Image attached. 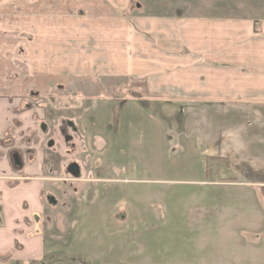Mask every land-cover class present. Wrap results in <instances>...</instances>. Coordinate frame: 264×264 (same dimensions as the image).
Masks as SVG:
<instances>
[{
    "label": "crops",
    "instance_id": "1",
    "mask_svg": "<svg viewBox=\"0 0 264 264\" xmlns=\"http://www.w3.org/2000/svg\"><path fill=\"white\" fill-rule=\"evenodd\" d=\"M69 10L84 11L89 19L82 21L93 20L99 27L93 36L101 40L116 41L115 25L125 26L123 52L118 50L125 70L118 73L147 77L145 88L156 94L141 98L131 92L123 102L145 100L158 109L175 105L179 122H205L202 148L194 136L188 138L195 157L217 164L218 178L199 173L187 180L159 181L186 184L197 200L216 198L219 210L192 217L204 221L189 229L190 242L181 237L186 229L178 227L160 235L158 243L143 246L142 262L211 264L216 255L219 264H264V0H0V32L20 22L34 27L37 20H52ZM127 10L134 26L119 16ZM0 39V264H79L80 252L67 240L76 220L40 211L39 193L49 179L39 132L44 114L29 101L38 93L28 86L29 98L24 97L26 80L20 83L19 70L2 63L15 60L17 37L0 34ZM115 53L113 49L107 56ZM10 73L17 78H8ZM78 214L82 219L90 213ZM187 216L178 214L174 222L181 224ZM213 227L218 251L210 242ZM132 253L130 259L136 258Z\"/></svg>",
    "mask_w": 264,
    "mask_h": 264
},
{
    "label": "rangeland",
    "instance_id": "2",
    "mask_svg": "<svg viewBox=\"0 0 264 264\" xmlns=\"http://www.w3.org/2000/svg\"><path fill=\"white\" fill-rule=\"evenodd\" d=\"M16 14L4 16V19ZM129 15L127 10L119 16L128 17L129 25L134 26ZM49 18L52 20H37L34 27L20 22L21 25L8 26L0 32L18 39L12 58L15 60L12 62L9 57L2 63L9 65L10 70H19L20 83L26 80L21 93L27 92L28 86L38 93L37 99L31 97L29 101L44 114L42 122L45 125L39 132L43 135L47 167L44 174L49 179L43 181L39 193L44 208L40 211L47 213L46 216L65 213L69 222L76 220L75 228L67 230V240L80 252L82 259L77 257L79 261L85 260L86 264H157L142 262L144 258L139 255L144 251L143 246L158 243L160 235L166 236L178 227L186 229L181 237L190 242L194 239L189 229L197 226L200 220L204 221L203 217H192L207 209L214 215L219 210L216 198L197 200L192 187L159 181L187 180L199 173L203 178H218L215 176L217 164L207 161L209 158L205 156L195 157L193 141L188 138L194 136L195 145L202 148L199 144H203L205 122L198 117L201 123L195 126L179 122V109L175 105L158 109L145 104V100L123 102L131 92L141 98L156 94L155 90L145 88L147 77L118 73L125 70V59L120 57L124 25H115L116 41H106L93 36L99 27L93 20L91 23L96 26L82 21L89 19L84 11L69 10L60 17L52 15ZM12 40L8 38L9 42ZM113 49L117 53L110 59L107 55ZM2 59H6L5 55ZM113 61L115 64L111 65ZM5 66H2L4 71ZM14 76L7 75L10 79L17 78ZM28 95L29 92L24 97L29 98ZM70 163L80 167L78 179L66 172ZM109 208L111 213L106 212ZM82 210L87 215L90 213L89 217L81 219L78 211ZM181 213L188 218H183L181 224L174 222ZM35 216H39L38 212ZM213 221L215 223L216 219ZM200 225L203 226L202 221ZM210 242L218 251L220 240L214 227ZM129 251L136 258L130 259ZM216 251L213 254H218ZM217 263L218 256L213 255L211 264Z\"/></svg>",
    "mask_w": 264,
    "mask_h": 264
},
{
    "label": "water",
    "instance_id": "3",
    "mask_svg": "<svg viewBox=\"0 0 264 264\" xmlns=\"http://www.w3.org/2000/svg\"><path fill=\"white\" fill-rule=\"evenodd\" d=\"M51 145H52V142H49L48 146H51ZM67 172L73 178H78L81 174L80 168L76 163H70L67 166Z\"/></svg>",
    "mask_w": 264,
    "mask_h": 264
},
{
    "label": "flooded vegetation",
    "instance_id": "4",
    "mask_svg": "<svg viewBox=\"0 0 264 264\" xmlns=\"http://www.w3.org/2000/svg\"><path fill=\"white\" fill-rule=\"evenodd\" d=\"M80 168V167H79ZM81 171V170H80ZM66 172H67V167H66ZM68 173V172H67ZM74 179H78V178H74Z\"/></svg>",
    "mask_w": 264,
    "mask_h": 264
}]
</instances>
